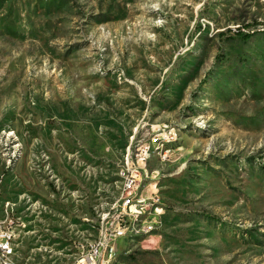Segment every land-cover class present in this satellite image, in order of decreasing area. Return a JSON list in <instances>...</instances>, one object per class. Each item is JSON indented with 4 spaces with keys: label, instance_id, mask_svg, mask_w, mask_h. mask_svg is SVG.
Returning a JSON list of instances; mask_svg holds the SVG:
<instances>
[{
    "label": "rangeland",
    "instance_id": "374dc122",
    "mask_svg": "<svg viewBox=\"0 0 264 264\" xmlns=\"http://www.w3.org/2000/svg\"><path fill=\"white\" fill-rule=\"evenodd\" d=\"M169 127L153 237L99 250L132 136ZM0 225V264H264V0H0Z\"/></svg>",
    "mask_w": 264,
    "mask_h": 264
},
{
    "label": "built area",
    "instance_id": "2783aa9c",
    "mask_svg": "<svg viewBox=\"0 0 264 264\" xmlns=\"http://www.w3.org/2000/svg\"><path fill=\"white\" fill-rule=\"evenodd\" d=\"M173 128L158 129L152 132L146 139H138L135 133L126 150V156L122 157L117 170V184L123 185L122 194L112 209L103 215L99 225V250L108 249L112 241L126 238L128 234L148 236L155 230L156 222L149 220V224L133 225V218L140 214L141 208H148L149 203L145 198H138V189H143L144 183L150 178L148 165L150 163V149L153 142H160L162 138L171 137ZM169 152L164 153V158ZM152 214V213H151ZM156 216L162 213L157 208ZM13 235L6 233L0 225V253L2 257L13 255ZM81 263L96 264L97 252L89 253ZM1 264H4L3 262Z\"/></svg>",
    "mask_w": 264,
    "mask_h": 264
},
{
    "label": "crops",
    "instance_id": "0c3cea01",
    "mask_svg": "<svg viewBox=\"0 0 264 264\" xmlns=\"http://www.w3.org/2000/svg\"><path fill=\"white\" fill-rule=\"evenodd\" d=\"M142 195H143V197H144L145 199H147L148 203L151 205L152 202L150 201V199L153 200V198H154L153 195H152L151 193L147 192V190L143 191ZM151 213H152V212H151ZM150 219H151V220H154V222H157L158 217H157L155 214L152 213V214L150 215ZM149 223H151V222H147L146 224H149ZM155 229H156V225H155ZM154 231H155V230H154ZM154 231H153V233H154ZM128 237H129V238H134V237L148 238V237H153V236H152V233H151L150 235H148V236H145V237L138 236V235H134V234H128V236H127L126 238H123V239H121V240H129ZM148 239H149V238H148Z\"/></svg>",
    "mask_w": 264,
    "mask_h": 264
},
{
    "label": "trees",
    "instance_id": "16d2710c",
    "mask_svg": "<svg viewBox=\"0 0 264 264\" xmlns=\"http://www.w3.org/2000/svg\"><path fill=\"white\" fill-rule=\"evenodd\" d=\"M237 34L239 35V39L243 40L244 42H247L249 39L252 38L251 36L243 34L241 32H238ZM14 36H16V35H14Z\"/></svg>",
    "mask_w": 264,
    "mask_h": 264
},
{
    "label": "bare ground",
    "instance_id": "6f19581e",
    "mask_svg": "<svg viewBox=\"0 0 264 264\" xmlns=\"http://www.w3.org/2000/svg\"><path fill=\"white\" fill-rule=\"evenodd\" d=\"M138 217V216H137Z\"/></svg>",
    "mask_w": 264,
    "mask_h": 264
}]
</instances>
